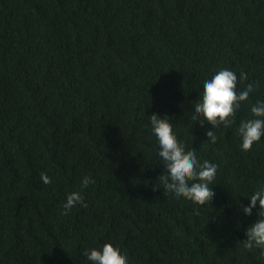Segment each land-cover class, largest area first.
I'll use <instances>...</instances> for the list:
<instances>
[{
    "label": "trees",
    "instance_id": "obj_1",
    "mask_svg": "<svg viewBox=\"0 0 264 264\" xmlns=\"http://www.w3.org/2000/svg\"><path fill=\"white\" fill-rule=\"evenodd\" d=\"M223 67L255 90L211 143L192 105ZM257 100L264 0H0V264H90L105 242L129 264H264L238 205L264 184V137L242 151L235 133ZM153 113L217 164L210 204L153 191ZM72 190L87 206L64 214Z\"/></svg>",
    "mask_w": 264,
    "mask_h": 264
},
{
    "label": "clouds",
    "instance_id": "obj_2",
    "mask_svg": "<svg viewBox=\"0 0 264 264\" xmlns=\"http://www.w3.org/2000/svg\"><path fill=\"white\" fill-rule=\"evenodd\" d=\"M238 80H247V74L240 72L239 76L228 67L219 68L203 84L198 99L192 105V123L204 122L211 124L206 131L207 140L216 143L217 135L213 130L218 125L229 126L235 123V117L241 103L248 101L255 90L253 83L245 85L243 90H237ZM151 135L156 141V157L161 166L162 175L158 176L153 191L163 192L165 196L174 200L191 201L201 207L210 204L215 196L214 180L217 164L203 160L196 151H186L173 131L172 119L167 115L163 118L153 113L148 116ZM239 137V147L242 151H249L255 143L264 137V100H257L250 107V117L242 118L235 129ZM44 184H50L51 178L46 173L40 174ZM81 187L86 188L95 181L85 175L81 179ZM246 197L247 204L238 203L240 211L245 217L253 215L256 219L244 229V239L241 240L244 249L259 250L264 257V184H260ZM77 205L86 207L87 204L80 190L68 191L62 203L64 214L70 212ZM82 255L90 264H129V257L121 248L111 242L100 246L86 248Z\"/></svg>",
    "mask_w": 264,
    "mask_h": 264
}]
</instances>
